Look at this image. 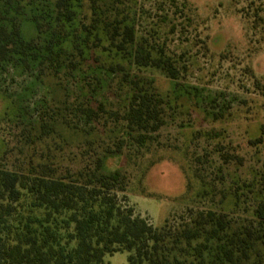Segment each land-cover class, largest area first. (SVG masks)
I'll return each mask as SVG.
<instances>
[{
  "label": "rangeland",
  "instance_id": "1",
  "mask_svg": "<svg viewBox=\"0 0 264 264\" xmlns=\"http://www.w3.org/2000/svg\"><path fill=\"white\" fill-rule=\"evenodd\" d=\"M117 1L135 47L163 57L176 78L122 53L115 60L123 67L109 74L103 51L96 54L102 87L89 98L80 79L88 84L93 71L59 85L53 76L40 79L38 67L21 57L0 61V163L14 170L45 165L60 175L105 158L106 172L120 169L127 177L124 204L159 228L200 211L256 218L264 210V0ZM28 2L4 8L25 39L36 34ZM35 3L50 10L44 0ZM77 4L75 18L89 24L87 6ZM134 76L162 99V124L144 142L128 137L123 119ZM81 105L96 109L93 120L81 115ZM128 257L106 255L104 264H129Z\"/></svg>",
  "mask_w": 264,
  "mask_h": 264
},
{
  "label": "trees",
  "instance_id": "2",
  "mask_svg": "<svg viewBox=\"0 0 264 264\" xmlns=\"http://www.w3.org/2000/svg\"><path fill=\"white\" fill-rule=\"evenodd\" d=\"M13 1L26 0H0V61L21 57L38 67L40 79L53 76L59 85L65 76L77 79L93 71L88 84L86 78L80 79L89 98L102 87L96 71L102 66L109 74L118 72L123 66L115 57L121 53L139 67H155L176 78L163 57H153L144 46L135 47L134 28L119 18L117 0L104 4L44 0L49 11L29 0L36 27L29 39L22 37L21 26L4 10ZM75 1L78 8L87 6L89 24L75 18ZM103 40L109 46L101 49ZM103 51H109L111 62L100 66ZM83 62L89 65L87 70ZM129 86L123 119L128 137L144 142L146 134L162 124L158 110L162 99L143 88L136 76ZM78 107L81 115L93 120L94 107ZM104 160L98 158L93 168L60 175L46 171L45 165L42 170H14L0 163V264H104L106 255L117 252H128L129 264H264L262 208L252 219L200 211L178 226L155 227L124 204L127 177L120 169L106 172Z\"/></svg>",
  "mask_w": 264,
  "mask_h": 264
}]
</instances>
